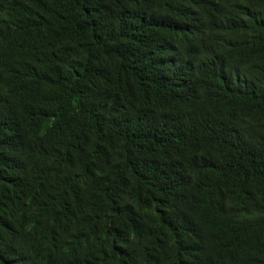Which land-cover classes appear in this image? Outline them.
Instances as JSON below:
<instances>
[{
	"label": "trees",
	"instance_id": "1",
	"mask_svg": "<svg viewBox=\"0 0 264 264\" xmlns=\"http://www.w3.org/2000/svg\"><path fill=\"white\" fill-rule=\"evenodd\" d=\"M37 19L58 41L45 70L22 43L24 24ZM206 54L217 58L203 62ZM42 74L63 107L107 83L102 89L119 103L114 121L69 142L83 143L82 171L98 180L89 198L52 195L62 165L32 163L30 128L44 124L33 82ZM12 82L29 100L22 111L10 106ZM244 95L264 98V0H0V264H16L14 244L26 240L38 256H73L78 227L68 214L102 196L142 222L135 240L148 252H174L168 264H210L207 234L240 175L232 145ZM244 192L258 214L235 216L250 238L241 251L223 249L220 264H264V255L253 256L264 246V179ZM42 206L45 221H29ZM166 208L175 215L158 218Z\"/></svg>",
	"mask_w": 264,
	"mask_h": 264
},
{
	"label": "clouds",
	"instance_id": "2",
	"mask_svg": "<svg viewBox=\"0 0 264 264\" xmlns=\"http://www.w3.org/2000/svg\"><path fill=\"white\" fill-rule=\"evenodd\" d=\"M219 11V7H218ZM94 25L96 21L93 20ZM28 38L23 40L28 52L36 53L38 64L42 69L48 66L46 56L49 48L58 46V41L50 39L53 34L52 26L46 20H30L24 24ZM73 35L71 30L66 31L64 43H69ZM54 42V43H53ZM217 58L214 55H202V61ZM32 94L35 101H39L40 109L37 115L44 124L41 127H32L31 133L35 146L32 163H39L44 157L46 162L57 161L62 170L57 174L61 180L52 190V195L60 194L64 197L89 198L94 195L99 184L95 175L82 171L84 159L80 149L82 142H69L85 127L114 121L119 115V103L115 96L106 93L102 87L112 86L107 83L100 88L89 87L87 96L79 105L75 100L66 101L68 106H61L60 101L51 90L44 86L43 74L38 77ZM6 93L9 103L15 111H22L24 102L28 98L19 85L8 84ZM33 85V87H34ZM237 105L235 122L238 131L234 135L232 145L239 166V177L233 181L234 190L224 193L226 204L215 212L220 220L215 229L207 234L212 254L210 264H220L217 255L223 250H243L250 238V228L246 231L244 222H237L235 216L251 219L258 214V209L251 203V198L244 192L246 187L257 184L264 179V98L251 99L244 95ZM107 102V107L103 103ZM237 203L244 206L240 210ZM47 210L41 208L35 220L45 221ZM169 208L162 210L158 218L173 216ZM68 224L78 227L75 241L72 243L73 256L62 257L54 252L48 256H38V246L29 240L18 241L14 248L19 253L16 264H168V258H175L174 252L161 254V248L148 252L145 245L136 242L135 237L141 232L142 222L136 217L122 215L113 201L102 196L101 203L95 205L85 202L70 210ZM260 230V222L252 224ZM165 245V244H164ZM163 245V246H164ZM264 255V246L254 252L257 256ZM5 259V256H4Z\"/></svg>",
	"mask_w": 264,
	"mask_h": 264
}]
</instances>
